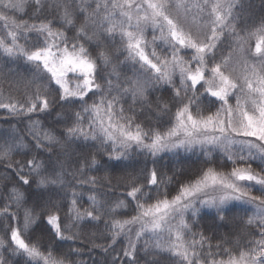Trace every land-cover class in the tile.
<instances>
[{"label": "snow or ice", "instance_id": "1", "mask_svg": "<svg viewBox=\"0 0 264 264\" xmlns=\"http://www.w3.org/2000/svg\"><path fill=\"white\" fill-rule=\"evenodd\" d=\"M25 2L0 0L5 31L0 35V55L22 58L33 68L30 78L15 68L8 69L9 85H24L23 99L0 89V109L13 116L28 115L31 136V142L14 134L11 142L0 143V164L6 169L0 178H14L0 208V220L8 221L0 226L4 232L0 249L25 257V264H78L70 259L73 252L79 254L78 249L57 257L51 249L42 251L38 242L26 240L23 233L43 216L58 239L74 240L78 234L65 233L80 223L99 222L109 215L104 225L110 242L93 246L114 254L111 264H141V260L161 264L162 254H167L171 264H264V17L251 23L244 20V0H31L36 13L49 15L43 19L38 15L36 23H17L7 13L22 10ZM242 20L244 26L240 27ZM147 27L153 30L152 41L145 38ZM69 30L74 35L69 36ZM31 33L36 34V42L25 47L20 40L27 43ZM117 36L127 53L120 63L138 64L147 78L134 69L132 76L121 79L113 62L119 51L112 47ZM226 39H230L227 55L221 53L217 59ZM157 40L166 45L167 54L157 53ZM109 67L111 71L104 73ZM4 78L0 74V79ZM150 84L170 86L169 100L158 99L153 106L147 94ZM90 94L96 97L91 103ZM204 95L215 98L210 103L220 102L215 112L204 114ZM128 97L131 104L126 109ZM230 97L235 98L234 106ZM57 104L62 109L79 105V110L70 114L55 113L53 124H63V131L46 128L39 119L31 120L32 114L51 115ZM137 104L142 113L146 107L157 115L175 108L171 126L161 131L152 126L150 118L138 121ZM77 141L111 145L110 159H121L133 146L153 157L195 145H223L227 151V146L239 143L241 149L235 157L227 156L233 164L231 171L207 167L182 184L177 195L169 199L166 192L162 197L158 192L149 203L152 197L137 176L77 179L85 176V169L98 164L95 155L77 154ZM14 154H22L24 159H13ZM257 161L258 170L252 166ZM68 176L93 189L100 180L112 187L123 183L127 197L135 201L136 214L118 219L117 210L128 204L119 200L105 212L95 195L88 197V208L78 207V195L73 191L66 213L70 223L62 225L56 198L69 186ZM145 179L157 189L171 180L156 168L148 171ZM29 200L31 207L26 206ZM197 201L215 208L223 223L227 222L224 213L230 201L251 206L254 212L246 221L248 238L241 242L225 237L213 244L203 232L192 231L185 215L189 211L196 215ZM21 208L22 220L18 216ZM121 237L127 243L117 251L114 246ZM145 237L148 239L138 247ZM0 264H8L2 253Z\"/></svg>", "mask_w": 264, "mask_h": 264}, {"label": "trees", "instance_id": "2", "mask_svg": "<svg viewBox=\"0 0 264 264\" xmlns=\"http://www.w3.org/2000/svg\"><path fill=\"white\" fill-rule=\"evenodd\" d=\"M245 12L244 20L249 23L259 21L264 17V0H244ZM7 15L14 18L17 23L26 21L29 24L36 23L38 20L36 17L39 15L41 19L44 16H48V13L43 15L38 14L34 10V5L31 0H26L24 7L20 11H11ZM49 18H51L49 16ZM244 20L240 22V27L244 26ZM3 22L0 21V35H4L5 31L2 27ZM59 26V25H57ZM195 30V29H193ZM69 36L74 35V31L69 30L67 32ZM145 38L148 41H152L154 35L151 27H147L144 32ZM155 35H159L156 32ZM36 42V34H28L27 43L24 39L20 40V43L25 47H31L33 43ZM230 39H226L225 42L220 46L217 53V59H219L220 54L227 55L228 45ZM113 49H119L116 52V57H114L113 62L118 65V71L120 72L121 79L125 76H132L133 70L137 71L138 75H142L147 78V73L141 74L139 71V65H133L131 61H127L123 64L120 61H124L127 53L123 51L120 39L117 36L115 43L112 45ZM154 47L158 54H167L166 45L157 40ZM188 57L185 56V59ZM15 68L24 78H30L33 68L32 65L27 64L22 58L19 59H9L3 55H0V74H4L5 78L0 79V89H2L5 94L11 92L13 96L18 99H23L24 85L21 83L19 85H9L7 82L8 69ZM111 67L104 70V73L110 72ZM239 71V69H238ZM103 74V73H102ZM176 83L179 86V76H176ZM199 88V86H197ZM203 91V89H200ZM149 101L155 102L159 100L167 101L172 95V88L164 84H150L147 90ZM55 95V93H53ZM96 97H91L88 100L89 103L92 102ZM208 95L201 96V107L206 109L205 115L210 112H215L220 107V102L210 103L214 100ZM127 102L124 107L127 109L129 104H131L130 97L126 98ZM234 97L229 98V103L233 106L235 105ZM79 110V105L65 106L61 108L59 104L53 109L51 115L32 114L31 120L39 119L44 127H55L57 131H63V124H53L55 119V113L58 111H65L70 114L72 111ZM135 111L138 117V121H146L147 118L151 119L152 126L159 128L161 131L165 130L167 127L171 126L172 123V113L175 112V108H172L169 113H160L157 115L154 111H149L146 107L143 113L140 110L139 104L135 106ZM30 123V118L28 115L13 116L7 113L6 110L0 109V143L5 140L11 142V137L15 135H22L25 137L26 142H31V136L28 135V127ZM239 144V143H237ZM237 144L227 146V151H225V146L217 145L204 146L195 145L191 149L178 148L171 151H163L158 153L155 157L152 155L142 152L133 146L127 151L124 157L121 159L109 158V153L112 152L111 145H101L94 141H77L74 147L79 156L90 158L95 155L98 162L97 166L91 169H85V176L78 177L77 179H85L89 176H95L97 178L103 177L105 175L112 176H126L132 175L139 178V183L145 185V192H148L152 199L148 201L152 203L158 196V192L162 197L163 193H167L169 199L177 195L180 186L188 181L196 178L203 169L207 167H214L219 171L225 173L231 171L233 164L227 159L229 154L235 157L240 154V147ZM207 149V154H206ZM244 154H246L244 149ZM30 158V157H29ZM43 158V157H42ZM13 159L20 160L24 159L22 154H14ZM258 161L253 163V168L257 169ZM152 168H156L160 174H163L165 178H171L170 182L166 185L157 189V186L147 185L145 175ZM258 170V169H257ZM6 172L5 165L0 164V177H2ZM69 181V186L60 191L59 197H57V203L60 205V216L62 225L70 223L68 216L66 215L68 210V205L71 202L72 192L75 191L78 195L77 206L81 208H88L90 206V201L88 197L90 195H95L97 200L104 205L105 212L107 209L119 200L125 201L128 204L127 208H121L117 210L116 218L127 219L136 214V204L132 201L130 197H127V189L123 183L117 187H112L106 184L105 181L100 180L96 187L93 189L90 185H79L76 180H73L71 176L66 177ZM14 183V178L9 177L5 180L0 178V208L6 203V197L8 195L9 189ZM115 183V181L113 182ZM258 194V193H257ZM207 197H204L206 199ZM27 207L32 206V201L29 200ZM197 209L196 215L193 216L191 211L186 213L185 219L188 220L194 232H203L205 236L210 237L213 244L217 241L228 237L232 240L240 239L243 242L248 237L245 235L250 229L246 225V221L250 216L253 215L254 209L251 206L240 202V201H230L225 206V215L227 217V222L223 223L218 220L217 212L215 208L204 206L197 201L194 205ZM13 211L15 208L13 207ZM36 211L39 213L40 209L37 208ZM18 216L22 220L23 208L20 209ZM110 219L109 215H104L99 222H83L71 229V232L65 233V235H72L73 233L78 234L74 240H60L54 233L50 230V226L47 225L46 219L41 216L39 220L34 223L31 228L24 232V238L30 242H38L41 246V250L51 249L53 254L57 257H62L69 254L71 250L78 249L79 254L75 252L72 253L70 259L77 261L78 264H111L113 255L111 252L106 253L103 251L102 247H94L93 245H106L110 241L108 239V233L105 231L104 221ZM8 223L6 220H0V226ZM15 223V222H13ZM138 227V226H137ZM251 231L255 232L254 228ZM4 236V232L0 230V237ZM133 238L134 235H133ZM143 238L138 247H142L144 243ZM127 241L124 237H121L117 244L114 246L117 251L126 245ZM3 257L8 264H25V257L21 255H13L8 249H0ZM142 255V254H141ZM161 264H171V261L167 254H162L159 257ZM122 264L124 262L122 261ZM141 264L144 261L141 260Z\"/></svg>", "mask_w": 264, "mask_h": 264}, {"label": "rangeland", "instance_id": "3", "mask_svg": "<svg viewBox=\"0 0 264 264\" xmlns=\"http://www.w3.org/2000/svg\"><path fill=\"white\" fill-rule=\"evenodd\" d=\"M70 79H71V76H70ZM73 83H75V81L73 80ZM235 100V98H234ZM238 140L239 139H248V140H253L254 141V138H237ZM230 146V145H229ZM236 146L240 147L241 145L240 144H237ZM241 148V147H240ZM245 152L247 153V149L245 148ZM219 193H211V195H218ZM204 198V197H202Z\"/></svg>", "mask_w": 264, "mask_h": 264}]
</instances>
